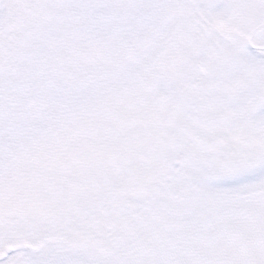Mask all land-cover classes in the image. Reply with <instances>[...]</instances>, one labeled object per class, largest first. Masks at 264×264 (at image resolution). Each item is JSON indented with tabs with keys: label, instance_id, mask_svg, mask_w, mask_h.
<instances>
[{
	"label": "snow or ice",
	"instance_id": "snow-or-ice-1",
	"mask_svg": "<svg viewBox=\"0 0 264 264\" xmlns=\"http://www.w3.org/2000/svg\"><path fill=\"white\" fill-rule=\"evenodd\" d=\"M0 264H264V0H0Z\"/></svg>",
	"mask_w": 264,
	"mask_h": 264
}]
</instances>
